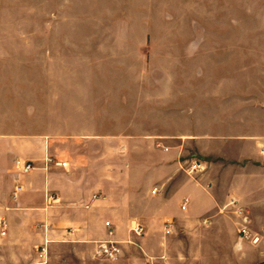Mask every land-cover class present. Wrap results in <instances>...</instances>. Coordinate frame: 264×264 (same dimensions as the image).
Here are the masks:
<instances>
[{"label": "crops", "instance_id": "crops-1", "mask_svg": "<svg viewBox=\"0 0 264 264\" xmlns=\"http://www.w3.org/2000/svg\"><path fill=\"white\" fill-rule=\"evenodd\" d=\"M65 84L50 83L55 119L107 117L102 98L71 102ZM168 95L147 98L145 122L128 129L0 130V247L9 264H45L60 246L105 258L106 240L119 248L106 258L113 264H264V111L241 103L235 122L233 94ZM195 161L203 169L192 170ZM25 162L34 168L23 173ZM242 226L260 236L248 241Z\"/></svg>", "mask_w": 264, "mask_h": 264}, {"label": "rangeland", "instance_id": "rangeland-1", "mask_svg": "<svg viewBox=\"0 0 264 264\" xmlns=\"http://www.w3.org/2000/svg\"><path fill=\"white\" fill-rule=\"evenodd\" d=\"M67 80L71 102L102 98L107 117L55 119L50 83ZM167 94H233L235 122L241 103L264 111V0H0V130L128 129ZM113 263L60 246L45 264Z\"/></svg>", "mask_w": 264, "mask_h": 264}, {"label": "built area", "instance_id": "built-area-1", "mask_svg": "<svg viewBox=\"0 0 264 264\" xmlns=\"http://www.w3.org/2000/svg\"><path fill=\"white\" fill-rule=\"evenodd\" d=\"M34 168L33 164L31 162H25L24 164H22V172L23 173H26V172H29L31 171L32 169ZM191 169H203V166L201 163H198V162H194L193 166L191 167ZM20 188H18L17 190H19ZM156 190H153V192H155ZM231 204L232 205H235L236 202L234 201H231ZM182 208H184V205L182 206ZM235 212L237 214H242V209L240 207H236L235 208ZM168 224L169 223H165V227H166V232H168ZM105 225L107 227L110 226L109 222H106ZM130 231L131 233L134 235V236H141L143 233H144V226L140 223V222H134L133 225L131 226L130 228ZM247 232V228L246 226H242L240 229H239V233L244 235L246 234ZM113 232L112 230L110 229L108 231V235H112ZM258 240V238H253V242H256ZM40 254H39V257H43L45 255V249H41L40 250ZM119 252V248L117 246V243L113 240H106L104 241L103 243H101V245L99 246V250H98V253L105 257V258H114L116 256V254Z\"/></svg>", "mask_w": 264, "mask_h": 264}]
</instances>
